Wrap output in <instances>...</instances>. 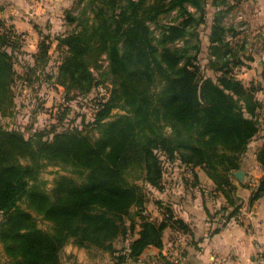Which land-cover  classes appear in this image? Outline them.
<instances>
[{
    "label": "trees",
    "instance_id": "16d2710c",
    "mask_svg": "<svg viewBox=\"0 0 264 264\" xmlns=\"http://www.w3.org/2000/svg\"><path fill=\"white\" fill-rule=\"evenodd\" d=\"M76 3L80 9L65 15L71 28L55 36L56 66L51 67L52 40L45 36L30 69L63 87L67 102L88 97L106 82L110 89L96 98L94 119L83 127L28 135L27 129L0 125V241L6 257L0 253V264H59L70 239L113 255L114 241L135 232L119 263L127 256L137 259L149 246L163 248L167 227L188 225L169 205L161 221L146 216L148 197L137 180L163 189L167 161L204 169L236 214L235 171L264 129L259 87L247 86L236 71L244 60L224 23L229 0H213L206 66L215 77L199 62L208 0ZM1 11L0 2V114L6 116L15 106L14 85L24 79L15 69L21 34ZM257 158L264 167V143ZM48 165L71 173L57 175L50 191L41 176ZM263 195L264 175L251 201ZM37 215L51 229L40 227Z\"/></svg>",
    "mask_w": 264,
    "mask_h": 264
},
{
    "label": "crops",
    "instance_id": "0c3cea01",
    "mask_svg": "<svg viewBox=\"0 0 264 264\" xmlns=\"http://www.w3.org/2000/svg\"><path fill=\"white\" fill-rule=\"evenodd\" d=\"M11 1L8 19L17 32L32 40L26 45L31 53L37 52L45 36L57 43L55 36L63 33L62 29L66 27V21L62 19L65 15L61 0ZM232 3L235 4L234 9L243 14L244 20L250 21L258 32H263L264 0H232ZM43 5H46L48 18L54 20V25L50 27L40 24L36 19L37 16L41 17L39 14ZM257 52L253 56H257L255 61L258 69L254 71L252 68L249 72L256 73L262 79L264 43ZM255 61L251 59L249 62ZM244 74L247 75L246 72ZM240 77L242 79L243 76ZM261 95L262 89L257 92L260 101ZM261 111L264 115V104ZM263 143L264 129L251 140L242 156L244 179L235 181L240 204L236 214L231 215L234 206L222 190L217 189L204 169L187 167L190 170H187L188 174H183L184 186L177 188L179 193L168 195L166 200L175 216L182 218L188 229L169 226L164 231L163 248L149 246L137 259L127 256L120 263L119 256L128 255L129 250H117L113 254L114 261L111 260L109 264H264V195L251 201L264 175V167L257 158V150ZM167 235H170L168 239ZM75 260L77 264H87L80 255L75 256Z\"/></svg>",
    "mask_w": 264,
    "mask_h": 264
},
{
    "label": "rangeland",
    "instance_id": "374dc122",
    "mask_svg": "<svg viewBox=\"0 0 264 264\" xmlns=\"http://www.w3.org/2000/svg\"><path fill=\"white\" fill-rule=\"evenodd\" d=\"M2 4L1 14L5 18L7 25H12L11 21L8 19L7 11L11 6V0H0ZM33 2V1H32ZM36 2V0L34 1ZM63 3V13L66 15L67 10L73 9L78 11L80 8L77 6L76 0H61ZM30 6V5H27ZM235 4L232 0H229V6L232 9L225 16L224 23L230 28V35L228 38L231 39V44L235 46L238 53L243 57L244 64L236 67L237 74L247 86L254 85L259 87L258 92L263 91L261 95V103L264 104V78L259 79L256 73H250L249 70L253 68L254 71L258 69L257 62L253 56V53H258L257 50L264 43V30L263 32H258L254 27H252L250 21L244 20L247 25V31L240 28V23H235V16L237 10L234 9ZM43 9L39 14L41 17L37 16V22L43 24L46 27L54 25V20L51 17L48 18L46 5H43ZM25 10V9H24ZM217 7L214 6L213 0H208L207 4V17L206 21L200 26L201 40H202V51L199 56V62L202 64L205 74L215 77V72L208 68L206 65L210 58L209 49V35L212 29V23L214 19ZM65 19V16L62 17ZM66 21V20H65ZM66 27L62 29L66 31L71 28L68 22H65ZM21 34L20 32H18ZM57 34V33H56ZM55 34V35H56ZM21 39L18 43V48L15 50V69L17 70L18 79L20 77L24 80H18L14 85L15 90V106L10 110V114L3 116L0 114V125L6 127H19L27 129V134L29 135L35 129H48L53 128L57 130L63 129L65 126H79L89 124L94 119V107L95 100L100 96L108 94L110 89L109 82L101 84L95 88L88 97H82L79 95L74 96L70 102L62 101L63 87L55 85L50 80L49 75L38 74L30 69L33 64V56L31 51L27 49L26 45L31 43L32 40L20 35ZM233 36V37H232ZM50 49L52 65L55 67L60 59V52L56 42H53ZM11 49L10 47H8ZM252 49V50H250ZM255 61L253 63L251 62ZM254 59V60H253ZM250 61V62H249ZM51 67L48 72H52ZM41 68H39V71ZM247 73L244 74V73ZM249 72V73H248ZM264 75V71L262 72ZM51 74V73H50ZM22 81L24 83H22ZM260 100V99H259ZM68 105V106H67ZM63 109L66 110L62 116ZM54 132H51L52 135ZM189 169V168H188ZM186 166H178L176 163H165V176H164V190H159L143 180H137L139 184L142 185L143 191L148 197L144 214L149 216L151 219L161 221L163 214L166 210V205L168 201L166 200L168 195H176L179 193L177 188H181L185 184L183 174H188ZM190 170V169H189ZM71 174L68 171L63 170L59 166L48 165L42 171V178L47 180L46 188L51 190L54 186V179L59 174ZM174 186V188H173ZM176 190V191H173ZM162 202V203H161ZM38 224L44 229H51L52 224L50 221L43 219L40 215H37ZM137 229H139L140 218H137ZM130 224L127 221V226ZM129 233V232H128ZM137 233L133 235H123L119 236L114 241V246L116 250L122 252L123 250H128L129 243L132 237L136 236ZM170 235H167V239ZM0 253L1 259L4 260V248L0 241ZM82 256L87 264H109L111 260L114 261L113 255L101 248L91 247H80L76 244L73 239H70L60 251V262L59 264H77L75 256ZM177 264V263H174Z\"/></svg>",
    "mask_w": 264,
    "mask_h": 264
},
{
    "label": "built area",
    "instance_id": "2783aa9c",
    "mask_svg": "<svg viewBox=\"0 0 264 264\" xmlns=\"http://www.w3.org/2000/svg\"><path fill=\"white\" fill-rule=\"evenodd\" d=\"M234 21H235V23H240V28L247 31V25H246V23H244V16L242 13L237 12ZM23 36H24V34H23ZM62 101L66 102V99L64 96H62ZM166 163H170V162L167 161Z\"/></svg>",
    "mask_w": 264,
    "mask_h": 264
},
{
    "label": "water",
    "instance_id": "95a60500",
    "mask_svg": "<svg viewBox=\"0 0 264 264\" xmlns=\"http://www.w3.org/2000/svg\"><path fill=\"white\" fill-rule=\"evenodd\" d=\"M235 175L241 180L244 179V171L242 169L235 171Z\"/></svg>",
    "mask_w": 264,
    "mask_h": 264
}]
</instances>
